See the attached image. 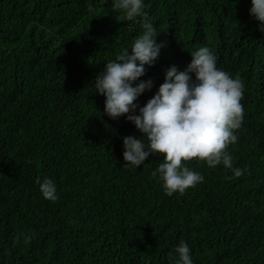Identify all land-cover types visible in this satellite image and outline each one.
<instances>
[{
    "label": "trees",
    "instance_id": "obj_1",
    "mask_svg": "<svg viewBox=\"0 0 264 264\" xmlns=\"http://www.w3.org/2000/svg\"><path fill=\"white\" fill-rule=\"evenodd\" d=\"M144 2L127 21L113 0H0V264H169L181 241L194 264H264V33L251 0ZM146 22L165 47L141 78L154 83L141 107L200 47L243 80L227 149L240 178L193 159L204 182L169 197L153 176L161 156L124 167L123 138L141 133L104 114L95 78ZM37 178L55 181L56 202Z\"/></svg>",
    "mask_w": 264,
    "mask_h": 264
},
{
    "label": "clouds",
    "instance_id": "obj_2",
    "mask_svg": "<svg viewBox=\"0 0 264 264\" xmlns=\"http://www.w3.org/2000/svg\"><path fill=\"white\" fill-rule=\"evenodd\" d=\"M144 7V0H113V10L122 13L127 21L140 17ZM249 12L264 33V0H251ZM143 29L130 48L108 61L95 78L96 94L105 97L104 114L112 120L126 117L141 133L139 138H123L124 167L138 169L149 156H161L162 162L153 176H158L169 197L183 195L204 182L200 172L187 166L186 162L193 159L211 169L222 165L233 177L240 178L247 169L234 167L227 149L238 143V130L244 121L243 80L218 68L213 52L200 47L190 54L191 63L184 71L174 65L166 70L164 83L141 107L136 101L154 87L152 80L141 78L147 68L155 66L165 47L157 43L159 35L152 23H144ZM36 183L45 200L59 199L54 180L37 178ZM32 238L25 237V243ZM169 264H194L187 242L181 241L169 253Z\"/></svg>",
    "mask_w": 264,
    "mask_h": 264
}]
</instances>
